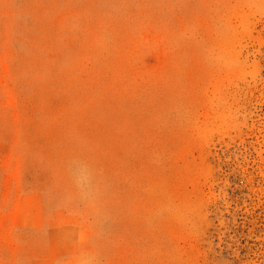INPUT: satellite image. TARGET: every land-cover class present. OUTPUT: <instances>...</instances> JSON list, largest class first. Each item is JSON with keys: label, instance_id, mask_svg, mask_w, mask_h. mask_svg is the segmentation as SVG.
I'll use <instances>...</instances> for the list:
<instances>
[{"label": "rangeland", "instance_id": "obj_1", "mask_svg": "<svg viewBox=\"0 0 264 264\" xmlns=\"http://www.w3.org/2000/svg\"><path fill=\"white\" fill-rule=\"evenodd\" d=\"M0 264H264V0H0Z\"/></svg>", "mask_w": 264, "mask_h": 264}, {"label": "clouds", "instance_id": "obj_2", "mask_svg": "<svg viewBox=\"0 0 264 264\" xmlns=\"http://www.w3.org/2000/svg\"><path fill=\"white\" fill-rule=\"evenodd\" d=\"M93 171L85 163H78L73 172V182L80 191L82 197L92 199L96 190L93 188Z\"/></svg>", "mask_w": 264, "mask_h": 264}]
</instances>
